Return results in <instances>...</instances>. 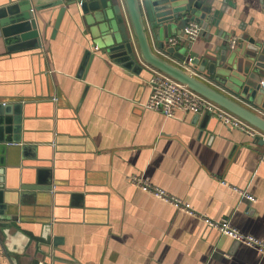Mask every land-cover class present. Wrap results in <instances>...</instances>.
I'll list each match as a JSON object with an SVG mask.
<instances>
[{
    "label": "crops",
    "instance_id": "0c3cea01",
    "mask_svg": "<svg viewBox=\"0 0 264 264\" xmlns=\"http://www.w3.org/2000/svg\"><path fill=\"white\" fill-rule=\"evenodd\" d=\"M50 1L32 0V7ZM59 9L33 11L40 47L8 52L0 29V104H23L21 141L11 145L16 160L9 163L16 184L28 189L14 195L22 194L19 230L41 242L48 226L60 256L53 264H264L254 249L128 181L142 176L198 214L227 219L264 242V163L259 162L264 141L204 114L165 118L143 110L152 67L141 62L136 74L95 51L74 8L66 9L55 28ZM220 12L219 26L200 34L192 50L224 44L221 33L240 40L264 31V0H235ZM88 51L93 58L85 64ZM198 75L264 119L258 107ZM25 146L31 149L20 156ZM40 172L52 181L50 191L30 190L36 181V187L45 186ZM36 254L1 247L0 264H44Z\"/></svg>",
    "mask_w": 264,
    "mask_h": 264
},
{
    "label": "water",
    "instance_id": "95a60500",
    "mask_svg": "<svg viewBox=\"0 0 264 264\" xmlns=\"http://www.w3.org/2000/svg\"><path fill=\"white\" fill-rule=\"evenodd\" d=\"M234 3L235 0H53L32 7V0H8L0 6V29L8 52L37 48L41 46V40L33 11L60 7L57 28L66 9L74 8L93 40L92 48L101 55L136 74L142 70V62L264 133L263 118L157 54L175 62L190 60L200 75L264 112V31L256 29L253 36H238L240 45L233 51L228 49L230 37L222 33L220 38L227 41L213 49L192 50V43L182 38V31L189 23L199 24L201 34L218 27L220 11L233 7ZM174 37L177 43L171 46L169 40ZM92 58L93 54L86 52L84 63ZM22 110L21 102L0 104V248L14 254L37 253L44 264H53L60 256L49 227L43 228L39 242L26 236L16 224L21 221L16 210L23 201L22 194L18 198L14 195L18 189L28 190L22 184H16L15 177H11L16 173L9 164L16 160L13 152L17 148L11 145L21 141ZM204 116L212 118L209 114ZM30 149L20 148V156ZM40 174L45 186L36 187L40 182L35 180L36 185L30 190L50 191L52 181L46 172Z\"/></svg>",
    "mask_w": 264,
    "mask_h": 264
},
{
    "label": "built area",
    "instance_id": "2783aa9c",
    "mask_svg": "<svg viewBox=\"0 0 264 264\" xmlns=\"http://www.w3.org/2000/svg\"><path fill=\"white\" fill-rule=\"evenodd\" d=\"M201 34V27L197 23H189L182 31V38L187 42L193 43ZM177 43V38H171L169 44L171 46ZM238 43L236 36H231L228 40V49L233 51ZM164 57L170 59L168 56ZM173 62V61H172ZM175 66L186 72L188 75L197 78L198 72L194 69L190 60L183 62H173ZM151 68V67H150ZM153 72L152 77L148 81V96L144 102L140 104L143 110L159 112L165 118H171L176 112L189 113L192 115L209 114L216 118L224 127L234 129L248 135L251 138H259L264 141V133L252 127L245 121L234 116L219 105L211 102L203 96L189 89L166 74L151 68ZM198 79V78H197ZM259 162L264 163V152L259 156ZM129 183L141 192L150 195L154 199L163 202L175 210H178L186 215L201 221L208 228L215 230L221 236L231 239L237 244L244 245L248 248L254 249L262 257H264V242L248 234H242L235 227H233L229 220H211L203 215L198 214L190 209L188 205L184 204L178 198L169 195L163 189L151 185L142 176H133L129 178ZM226 186L225 183H222ZM232 190L239 196L244 198L249 203H254L255 198L247 194L244 190L232 188ZM227 257V255H225ZM41 264V263H40Z\"/></svg>",
    "mask_w": 264,
    "mask_h": 264
}]
</instances>
